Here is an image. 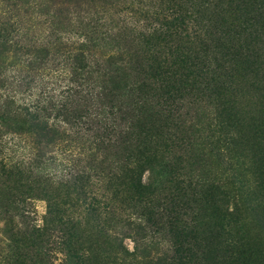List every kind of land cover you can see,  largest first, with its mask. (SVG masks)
Segmentation results:
<instances>
[{
	"label": "trees",
	"instance_id": "obj_1",
	"mask_svg": "<svg viewBox=\"0 0 264 264\" xmlns=\"http://www.w3.org/2000/svg\"><path fill=\"white\" fill-rule=\"evenodd\" d=\"M17 25L0 22V175L13 183L0 187V220L7 228L0 244L9 252L3 263L25 264L19 254L24 242L40 231L52 236L55 226L63 264H221V246L204 242L218 237L221 244L222 233L200 238L203 225L181 218L192 199L213 204L215 197L224 204L221 216L241 218L240 187L190 174L180 181L178 163L166 161L163 149L170 136L166 122L184 98L219 83L203 81V70H214L196 64L99 67L84 51L56 69L48 48L25 49ZM17 66L34 75L15 79ZM6 137L26 138L11 149ZM154 170L158 180L145 183ZM167 184L175 194L161 196ZM36 194L48 203L43 229L26 207ZM125 238L133 240V251ZM234 250L240 253L234 264H245L242 258L264 264L247 243Z\"/></svg>",
	"mask_w": 264,
	"mask_h": 264
},
{
	"label": "rangeland",
	"instance_id": "obj_2",
	"mask_svg": "<svg viewBox=\"0 0 264 264\" xmlns=\"http://www.w3.org/2000/svg\"><path fill=\"white\" fill-rule=\"evenodd\" d=\"M26 1L21 4L0 0V22H18L26 37L25 49L48 48L54 54L52 63L56 69L69 65L72 54L84 51L90 62L99 67L121 63L135 68L196 64L200 69L214 70V75L203 70V81L213 77L219 83L211 85L208 92L184 98L177 113H172L166 122L170 136L165 135L163 149L166 148V161L178 163L180 168L175 175L180 181L188 179L182 175L190 174L203 176V181L213 182L216 178L219 183L240 187L243 220L221 216L224 204H220L219 197L214 198L213 204L192 199L181 219L187 225L202 224L203 228H198L203 232L200 238L222 233L221 244L218 237L204 242L221 246V264H234V257L240 254L234 247L243 243L259 250V260H264V2ZM16 70L12 73L15 79L34 75L22 73L18 66ZM25 138L5 140L14 149L19 143L23 145ZM158 178L159 173L154 170L147 172L144 180L148 184ZM11 181L0 175L1 189ZM165 187L161 196L175 194L174 186ZM176 197H180L178 192ZM183 202L187 204L188 200ZM27 203L34 226L43 229L44 221L49 219L45 197L36 194ZM6 229L0 220V240ZM59 230L54 226L52 236H43L40 231L38 239L25 241L19 252L25 264H63L64 256L56 246L58 236L61 237ZM124 244L134 250L131 238H125ZM0 248H4L0 250V264H4L9 252L6 245L0 244ZM240 261L255 264L249 258Z\"/></svg>",
	"mask_w": 264,
	"mask_h": 264
}]
</instances>
